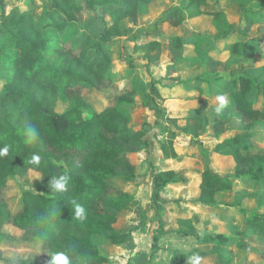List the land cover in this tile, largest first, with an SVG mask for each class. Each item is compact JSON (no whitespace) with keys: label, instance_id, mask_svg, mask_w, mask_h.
<instances>
[{"label":"trees","instance_id":"1","mask_svg":"<svg viewBox=\"0 0 264 264\" xmlns=\"http://www.w3.org/2000/svg\"><path fill=\"white\" fill-rule=\"evenodd\" d=\"M187 1L179 23L209 18L212 26L225 12L215 8L222 0ZM154 0H86L93 12L85 23L93 33L82 28L78 34L69 33L77 24L76 0H51L39 19L30 10L5 8L0 0V78L4 91L0 94V147L11 146L8 156L0 157V239L5 240L4 228L14 226L22 232L20 241L38 245L36 258L7 257L0 245V264H51L50 253L68 251L73 264L84 258L85 264H104V256L94 238L108 239L113 244H126L127 232L115 228L121 212L133 197L123 189L124 180L138 178L137 165L131 155L140 145H148L144 136L148 131L130 127L131 116L122 105L136 102V88L132 87L115 97L112 104L96 109L86 91L106 92L113 87V60L109 50L129 31L123 29L125 19L136 20L139 14H148ZM101 10L108 15L107 19ZM260 21L264 13L260 10ZM56 31L66 40L54 48V56L62 59L61 66L51 61L48 47L54 37L46 31ZM203 33L191 32L187 37L170 39L175 47L196 44ZM157 47V40L149 41ZM52 46V45H51ZM264 37L248 38L234 42L233 52L240 56H264ZM53 50V49H52ZM130 66L133 63L130 61ZM223 89L228 91L233 106L221 114L225 123L236 120L246 132L226 139L215 147V152L233 157L234 170L220 175L210 167L202 171L199 201L208 207H219L217 194L234 188L236 179L264 180V149L257 146L256 132H264V73L258 79L243 72L227 80ZM152 90H157L151 84ZM68 103L59 111L60 103ZM145 107L161 117L162 108L152 104L146 94ZM192 111L196 118L200 113ZM31 127L38 133L37 141L30 142L26 130ZM175 133L161 142L162 155L177 158L174 148ZM202 152L204 145L194 142ZM33 154L41 156L39 165L32 164ZM31 171L41 175L36 188H25L19 205L9 197L12 180L26 177ZM183 173V172H182ZM173 169L156 173V194L171 183L189 182L188 177ZM69 177L67 190H51L52 176ZM241 204L242 197H237ZM75 202V203H74ZM75 204L85 209V216L77 219ZM243 222L256 236L264 237V213H251L239 208ZM161 214V211L160 213ZM163 214V213H162ZM163 226V225H162ZM203 243L227 245L235 236L212 233L200 236L193 230L185 233ZM158 239V235H155ZM244 245L241 241V246ZM219 264H232L233 258L221 251L212 252ZM144 255L141 253L140 257ZM190 253L176 250L171 264H189ZM200 264H209L201 262Z\"/></svg>","mask_w":264,"mask_h":264},{"label":"rangeland","instance_id":"2","mask_svg":"<svg viewBox=\"0 0 264 264\" xmlns=\"http://www.w3.org/2000/svg\"><path fill=\"white\" fill-rule=\"evenodd\" d=\"M76 1L78 22L69 33H77L80 28L93 33L85 23L93 12L87 7L86 0ZM186 3L184 0H154L148 15L141 21L133 19L137 25H130L123 45L113 46L109 50L113 67L124 80L115 83L106 92H85L93 106L100 110L112 104L118 94L135 83L137 101L144 102L146 94H150L152 104L162 107L159 122H156L157 113L154 110L138 102L132 108L122 107L125 112L132 111L130 126L133 130L148 131L143 138L148 145H140L137 153L131 155L138 167V178L124 180L122 184L124 192L133 197L127 209L121 212L115 228L127 232L129 241L117 245L107 238H94L100 252L108 258L104 264H171L176 250L190 253L209 264H219V259L212 254L215 251L232 257V264H264V237L253 234L239 213V208L245 209L249 216L255 212L264 213V180L236 179L232 190L217 195L218 208L204 206L198 199L201 174L205 168L210 167L220 175L230 174L234 170L233 157L215 152V147L228 138L246 133L238 122L222 121L220 116L226 112L228 104L223 83L215 84V87H219L216 91L210 88L207 80L218 75L235 78L243 72L258 79L264 73V56L237 58L230 50L234 42L264 37V21L259 20L260 10L264 13V0H222L214 7L223 9L225 14L213 26L209 25V18L180 24L182 12L187 18ZM48 5L49 0H5L7 12L18 6L30 10L35 18L41 16ZM101 14L110 18L104 10H101ZM191 32L203 33L205 38L202 41L199 39L195 45L185 44L183 47L173 46L167 38L173 35L187 36ZM152 39H157L160 44L151 47L149 41ZM206 43L211 50L202 68L186 73L177 70L176 61L203 54ZM51 45L48 47L50 52L45 53L47 56H54L53 47L62 44ZM130 61L133 66H130ZM129 68L132 69L131 73ZM196 76L203 78L200 90L187 91L185 81H191ZM151 84L156 88V93ZM3 85L4 80L0 78V94L4 91ZM219 96L226 99V104L217 113ZM63 102L58 106L59 111H64L68 105L66 101ZM196 107H200V113L196 118H190V111ZM170 132L175 133L174 148L181 158L162 155L161 142L169 137ZM256 133L255 143L264 149V132L259 129ZM194 142L202 143L206 152L199 151ZM167 169L183 172L189 183H171L161 190L159 198H155V175ZM40 181L41 175L31 171L26 177L11 181L13 189L8 195L16 199L19 205L23 189L36 188ZM238 196L242 197L241 204L237 202ZM189 230L200 236L225 233L235 238L227 245L205 244L195 236H187L185 233ZM4 233L6 237L5 240L0 239V245L5 256L36 258L39 246L22 243L20 230L8 225ZM155 235L159 238L156 239ZM141 253L144 255L138 257ZM79 264H85L84 258L79 259Z\"/></svg>","mask_w":264,"mask_h":264},{"label":"crops","instance_id":"3","mask_svg":"<svg viewBox=\"0 0 264 264\" xmlns=\"http://www.w3.org/2000/svg\"><path fill=\"white\" fill-rule=\"evenodd\" d=\"M153 3V2H152ZM49 4H50V0H49ZM152 6V5H151ZM42 15V14H41ZM146 15H148V14H139V16H138V18H137V20L138 21H141L142 20V18H144ZM40 17V16H39ZM39 17H37V19H39ZM130 25L131 26H133V25H137L135 22H133V20L131 19V18H127V19H125L124 21H123V23H122V26H123V29H127V30H130ZM48 32V35L49 34H52L53 35V37H54V41H53V43H62V42H64L66 39L64 38V37H61V36H59L58 34H57V32L56 31H53V30H51V29H48L47 31H46V33ZM79 32H81V30L79 31ZM79 32H77V33H72V34H78ZM156 33V32H155ZM154 34V33H153ZM175 35H173V36H171V37H167L169 40L172 38V37H174ZM188 36V35H187ZM187 36H181V37H187ZM205 37L203 36L202 38H201V41L204 39ZM224 38V37H223ZM225 38H226V36H225ZM124 39V38H123ZM122 39V40H123ZM152 40H157V39H152ZM222 40V39H221ZM158 41V40H157ZM121 40L120 41H118L114 46L116 47H120L121 46ZM224 42V41H223ZM159 43H160V41H159ZM225 43H227V41H225ZM228 44V43H227ZM192 45H195V44H192ZM229 45H231V44H229ZM203 48H204V52H203V54H200L199 56H196V57H191V58H185V59H183V60H178V61H176L174 64H175V66H176V68H177V70L179 71L180 70V72H191L190 70H194V71H192V72H195V71H198L200 68H202V66L204 65V63H205V61H204V59H205V57L208 55V53H209V50H211V46L208 44V43H206L205 44V46H203ZM230 50H231V52H232V54H233V56H235V57H237V58H242L243 56H240V55H238V54H235L234 52H233V44H232V46H231V48H230ZM51 61L54 63H56V65H58V66H61V64H62V59L61 58H59L57 55H55V56H51ZM54 63V64H55ZM114 70V78H115V80H116V82L115 83H117V82H120V80H122L124 77H122L121 75H118V72L115 70V69H113ZM129 72L131 73L132 72V69L131 68H129ZM219 78H221V79H219ZM231 78L230 77H228V76H216V77H214V78H212V79H209V80H207V82H208V84H210V88H213L214 90H216L217 91V88H219V87H215L216 85V83H219V82H222L223 83V85H222V88H223V86H224V84L226 83V82H228L227 80H230ZM124 80V79H123ZM186 83H185V85H186V90L187 91H189V92H191V91H193V90H200V88H201V83L203 82V78H201V77H197L196 76V78L194 79H192L191 81H185ZM132 85L135 87V83H132ZM136 88V87H135ZM214 90H212V91H214ZM225 95H226V97H227V99H228V104L226 105V107H232L234 104V102H233V100L229 97V92L228 91H226L225 90ZM136 96H137V93H136ZM192 101V100H191ZM139 103V104H142V106H144L143 105V100H141V101H137V97H136V102L134 103V104H136V103ZM133 104V105H134ZM133 105H128V104H124V105H122V107L123 106H128V107H131L132 108V106ZM162 108V107H161ZM195 108V107H194ZM197 109H199L200 110V107H196ZM197 109H192L191 111H190V114L191 115H189V117L190 118H192V115H193V113H192V111H195V110H197ZM129 112V114L131 115V117H132V111H128ZM197 114V113H196ZM186 118L188 117L187 115L185 116ZM233 121H236V120H232L231 122H233ZM237 122V121H236ZM228 123H230V122H228ZM239 123V122H238ZM131 127V126H130ZM148 133V132H147ZM199 150V149H198ZM199 151H201V150H199ZM137 153V152H136ZM132 155H134V154H132ZM177 158H181V155H179L178 154V157ZM132 160V159H131ZM235 166V165H234ZM207 168H205L203 171H205ZM203 173V172H202ZM201 178H202V174H201ZM189 183V182H188ZM187 183V184H188ZM200 184H201V182H200ZM167 187V186H166ZM226 191V190H225ZM161 192V191H160ZM223 192V191H222ZM200 193H201V189H200ZM220 193V192H219ZM218 193V194H219ZM217 194V195H218ZM133 196V195H132ZM199 196H200V194H199ZM198 199H199V197H198ZM218 200V199H217ZM219 202V201H218ZM199 203H200V201H199ZM115 226V225H114ZM259 237H261V236H259ZM203 243V242H202ZM210 243H214V242H210ZM206 244V243H205Z\"/></svg>","mask_w":264,"mask_h":264},{"label":"clouds","instance_id":"4","mask_svg":"<svg viewBox=\"0 0 264 264\" xmlns=\"http://www.w3.org/2000/svg\"><path fill=\"white\" fill-rule=\"evenodd\" d=\"M217 99L219 106L216 108V112L220 113L226 104V99L223 96H219ZM26 136L30 142L37 141L38 139V133L31 127L26 130ZM10 150L11 146L8 144L0 147V157L8 156ZM30 162L34 165H39L41 162V156L38 154H33ZM68 180L69 177L66 175L52 176L50 180L51 190L56 192L66 191ZM74 215L77 219L83 218L85 216L84 207L80 204H75ZM50 257L51 264H73V256L68 251H53L50 253ZM189 264H200V258L197 256L190 257Z\"/></svg>","mask_w":264,"mask_h":264}]
</instances>
